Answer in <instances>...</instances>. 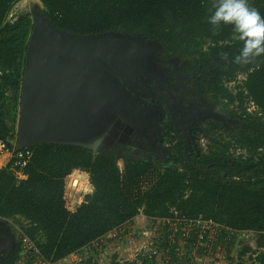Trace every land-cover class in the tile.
Returning a JSON list of instances; mask_svg holds the SVG:
<instances>
[{"label":"trees","instance_id":"obj_1","mask_svg":"<svg viewBox=\"0 0 264 264\" xmlns=\"http://www.w3.org/2000/svg\"><path fill=\"white\" fill-rule=\"evenodd\" d=\"M16 1L0 0V139L11 150L32 29L28 13L13 22L6 21L7 12ZM39 1L44 16L68 34L127 33L157 43L171 55L195 56L192 59L199 68L208 74L211 71L215 81L209 89L214 97L226 100L229 105L237 104L235 107L241 110L237 119L243 123L236 134V143L247 154L243 158L231 157L226 154L229 151L226 143L207 153L198 148L199 154L190 159L201 167L196 171L186 162L179 145L170 151L179 167H157L129 156L121 169L116 156L108 152L94 154L81 147L46 144L20 150L30 154L21 170L24 178H17L14 172L17 168L11 169L14 157L0 168V221H18L23 225V235L11 252L0 256V264H16L25 237L34 243L39 255L52 263L92 243L97 246L91 245L86 252L97 260L98 247H102L98 239L105 234L119 229V236L124 237L128 229L123 226L133 224L138 214L144 215L148 222L151 218L172 216L171 209L181 218L203 217L219 223V240L229 236L226 244L223 241L227 257L238 248L236 239L223 228L253 233L256 248L241 247L239 257L249 254L248 261L264 264V55L248 64L233 62L242 42L231 25L222 24L213 34L207 17L215 0ZM248 3L264 16V0ZM239 74L243 80L233 93L225 83L234 82ZM248 102L255 106L258 116L246 111ZM74 170L88 174L92 192L75 213H69L64 207L63 183ZM167 225L163 223L160 227L164 236ZM196 240L193 232L189 242ZM33 254L28 251L21 264H31ZM91 261L86 259L84 264H98ZM144 263L153 261L145 258ZM108 264L122 263L112 257Z\"/></svg>","mask_w":264,"mask_h":264},{"label":"water","instance_id":"obj_2","mask_svg":"<svg viewBox=\"0 0 264 264\" xmlns=\"http://www.w3.org/2000/svg\"><path fill=\"white\" fill-rule=\"evenodd\" d=\"M27 42L14 149L40 144L96 151L116 121L142 127L147 105L124 88L151 69L157 43L127 33L74 36L28 9ZM132 94V93H131ZM200 171V167H197ZM207 173V171H204Z\"/></svg>","mask_w":264,"mask_h":264},{"label":"flooded vegetation","instance_id":"obj_3","mask_svg":"<svg viewBox=\"0 0 264 264\" xmlns=\"http://www.w3.org/2000/svg\"><path fill=\"white\" fill-rule=\"evenodd\" d=\"M150 62L151 69L144 76L128 81L127 85L118 79L124 88H135L131 96L146 103L142 127L136 129L116 121L99 149L104 152L115 150L124 161L129 156L135 158L131 152L123 150L128 147L129 151L138 150L143 155L140 160L154 166L179 167L170 155V151L179 145L186 162L197 171L200 166L190 159L199 154L198 137L227 126L235 118V113L220 112L219 109L229 105L226 100H222L225 106L220 108L218 103L208 100L207 95L212 93L209 88H213L211 83L215 81L210 70L208 74L188 58L167 54L161 46L151 55ZM226 84L229 83H225L229 89ZM230 106L234 112L235 107Z\"/></svg>","mask_w":264,"mask_h":264},{"label":"built area","instance_id":"obj_4","mask_svg":"<svg viewBox=\"0 0 264 264\" xmlns=\"http://www.w3.org/2000/svg\"><path fill=\"white\" fill-rule=\"evenodd\" d=\"M250 107L256 110L254 105L250 104ZM13 151L6 145V141L0 139V156H6L9 159L11 157L15 158L11 169L15 170L17 168L14 172L18 178H21V170L26 166L30 154L27 151L24 153L19 151L15 154ZM118 167L122 168L119 165ZM77 171L80 170L72 171L63 183L64 207L69 213H75L80 205L84 203L85 198L92 192L88 174L80 171L85 176L83 179L81 174H78L79 172L76 173ZM76 187H79L78 190ZM170 213L172 216L166 219L151 218L148 222L146 217L140 213L134 218L133 224L123 226L128 229L124 237L119 236V229H114L105 234L98 239V244L102 247L101 249L98 247L97 260L106 250H121L119 255H116V253L111 254L109 260L114 257L117 262L122 264H145V258L148 261H153V264H169L170 260L171 264H226L229 257L226 256L223 241L226 244L229 236L219 240V229L221 228L219 223L203 217L181 218L177 216L174 209H171ZM138 217L144 220L141 227L138 226L136 220ZM163 223L168 224V230L164 233L165 236L160 233L162 230L160 227L163 226ZM223 230L236 240H239L246 233L245 231L239 232L227 228H223ZM193 232L197 235V240L195 243H190L189 240ZM204 239L208 242H203ZM23 244L22 250H24V246H27V250L34 253L31 264H52L39 255L34 243L28 241L26 237L23 239ZM117 244L122 246L121 249ZM248 245L250 246V243ZM28 251L22 254L16 264H21L22 260H25V254Z\"/></svg>","mask_w":264,"mask_h":264},{"label":"rangeland","instance_id":"obj_5","mask_svg":"<svg viewBox=\"0 0 264 264\" xmlns=\"http://www.w3.org/2000/svg\"><path fill=\"white\" fill-rule=\"evenodd\" d=\"M30 7H36L38 8V10H40L42 12L43 10V5L41 3V1L39 0H17L16 2H14L8 12H7V17H6V21H9V22H13L19 15L21 14H25V13H28V9ZM165 51V50H164ZM165 53H167L165 51ZM167 54H170L171 53H167ZM172 56H175V55H172ZM182 58H188V60H192L194 63L195 61L192 59V58H195V56H183ZM243 80V75L242 74H239L236 76L234 82L232 83H229V84H226V86L229 87V89L235 93L238 89H237V85L241 83V81ZM207 98L208 100L212 101V102H215V103H218V108H220V106H225L224 105V102L222 100H220L218 97H214L213 93H209V95H207ZM250 102L247 103V105L245 104L246 106V111L249 113H252L254 115V117L258 116L257 113H255V109L251 108L250 107ZM233 105V108L235 107L236 104H232ZM220 112L222 111H230L232 114L235 113V118L232 119L233 121L229 122V124H227V126H224L222 128H216L217 130H214L212 132H209L207 135H200L198 137V145L200 144L202 151L207 153L209 152L210 150H216V147H220L222 146L224 143L228 144L227 147L229 149V151L226 152V154L228 155H231V157H234V158H243L246 156V151L242 148H240L238 146V144L236 143V134H239L238 132V129L240 128L241 124L243 123V120L242 119H237V116L240 114V109L237 107H235L234 109V112L231 110V106L230 105H227L225 106L223 109H219ZM234 137V138H233ZM212 148V149H209ZM139 148H140V145H139ZM98 148L96 151H94L93 153L94 154H97V153H101V154H104L106 152L108 153H111V154H114L117 158V162H118V165L119 166H123V161L121 160V156L118 155V152H115V150H110L108 151L105 150L106 152H104L103 150H100ZM124 151H127V152H131L132 155H134V157L136 159H141L143 155H141L142 153H140L138 150H131L129 151L128 150V147L123 149ZM141 151L145 152V150L143 148H140ZM138 152L140 154H138ZM81 173V172H79ZM84 175V174H81V176ZM69 179V178H68ZM68 181V180H67ZM82 187V186H81ZM79 187H76V189L78 190ZM138 221V226L141 227L142 224H143V219L138 217L136 219ZM23 226V225H22ZM21 226V223H19L18 221L16 220H10V219H4V220H1L0 221V256L1 255H4V254H8L9 252H11L13 249H14V246H15V243L16 242H19L21 241V236L23 235V233L21 232V230H23ZM137 226V225H136ZM252 236H254L253 233L251 232H247L244 233L239 240H236L237 242L238 241H241V244H238L237 245V242H236V248H238V250H233L231 253H230V256L229 258H227L226 260V264H255L256 262H253V261H248V256L249 254L247 255H243V257H239V250L241 247H244L246 245H248L250 243V247L254 250L256 248V246L253 244V239H252ZM28 239V238H27ZM29 241V240H28ZM23 245H21L20 247V250L18 252V259L20 257H22V254L27 250V246H24V250H22L23 248ZM117 246L119 247V249H121V245L117 244ZM249 246V245H248ZM91 247V245L89 247H86L84 248L82 251H79L77 253H73V254H70L69 256L55 262V263H52V264H84L85 260L86 259H89L91 258L92 261H95L94 258H92L90 256V253H87L86 250H89V248ZM130 250L132 249L129 248ZM106 250L105 252L102 253V256H100L98 258V260H96L95 262H97L98 264H108V260L111 256V254H115L116 255H119L121 250L120 251H117V250ZM242 259V260H240ZM25 260H22V263L24 262ZM91 261V262H92ZM94 263V262H92ZM91 263V264H92Z\"/></svg>","mask_w":264,"mask_h":264},{"label":"clouds","instance_id":"obj_6","mask_svg":"<svg viewBox=\"0 0 264 264\" xmlns=\"http://www.w3.org/2000/svg\"><path fill=\"white\" fill-rule=\"evenodd\" d=\"M212 8L207 22L212 26L213 34L222 24L231 25L236 38L242 42L238 54L233 58L234 63L248 64L264 55V16L251 7L248 0H215ZM223 56L227 59L226 53ZM23 177L21 174L20 179Z\"/></svg>","mask_w":264,"mask_h":264},{"label":"crops","instance_id":"obj_7","mask_svg":"<svg viewBox=\"0 0 264 264\" xmlns=\"http://www.w3.org/2000/svg\"><path fill=\"white\" fill-rule=\"evenodd\" d=\"M9 158H7L6 156H0V168H2L3 166H5L8 162ZM24 178V177H23ZM92 246L93 245H96V243H92L91 244Z\"/></svg>","mask_w":264,"mask_h":264},{"label":"bare ground","instance_id":"obj_8","mask_svg":"<svg viewBox=\"0 0 264 264\" xmlns=\"http://www.w3.org/2000/svg\"><path fill=\"white\" fill-rule=\"evenodd\" d=\"M78 172H80V171H78ZM78 172H76V173H78ZM78 174H82V173H78ZM77 175V174H76ZM83 179L85 178V176L84 175H82L81 176Z\"/></svg>","mask_w":264,"mask_h":264}]
</instances>
